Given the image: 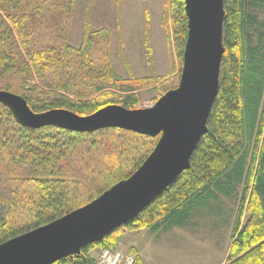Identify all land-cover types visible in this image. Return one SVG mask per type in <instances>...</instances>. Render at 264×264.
Returning a JSON list of instances; mask_svg holds the SVG:
<instances>
[{"label": "trees", "instance_id": "16d2710c", "mask_svg": "<svg viewBox=\"0 0 264 264\" xmlns=\"http://www.w3.org/2000/svg\"><path fill=\"white\" fill-rule=\"evenodd\" d=\"M75 1L0 0V89L23 96L35 112L66 108L89 115L109 104L134 109L137 101L132 96L104 91L108 85L123 88L107 59L96 60L89 47L82 53L64 37ZM179 3L185 41L188 18L184 0ZM224 8L220 89L191 167L135 219L85 246L79 255L53 264H93L91 251L116 249L122 228L158 230L162 224L182 223L197 203L216 199L219 190L231 194L240 183L244 188L226 264H264V0H224ZM0 107L13 134L4 131L0 149V157L7 158L0 186L12 194V211L0 223V244L89 203L129 177L147 157L138 161V149L126 147L135 156L133 164L99 189L94 184L103 183L104 160L109 159V167L122 155L115 135L91 143L85 138L98 132L32 129L17 123L7 106ZM110 150L115 153L109 155ZM11 181L21 184L15 187ZM135 264H141L138 256Z\"/></svg>", "mask_w": 264, "mask_h": 264}, {"label": "water", "instance_id": "95a60500", "mask_svg": "<svg viewBox=\"0 0 264 264\" xmlns=\"http://www.w3.org/2000/svg\"><path fill=\"white\" fill-rule=\"evenodd\" d=\"M188 32L179 84L149 108L109 104L89 115L66 108L35 112L27 100L0 89V103L17 123L39 129L56 126L75 132L119 128L158 136L139 168L89 203L0 244V264H53L79 255L141 211L191 167V157L208 130L220 89L225 52L224 0H184Z\"/></svg>", "mask_w": 264, "mask_h": 264}, {"label": "rangeland", "instance_id": "374dc122", "mask_svg": "<svg viewBox=\"0 0 264 264\" xmlns=\"http://www.w3.org/2000/svg\"><path fill=\"white\" fill-rule=\"evenodd\" d=\"M176 1L177 3L174 0H76L74 13L67 28L68 33L64 37L69 45L82 50V53L89 47L88 52L96 60L107 59L109 67L113 69L123 88L108 85L104 91L117 92L121 97L132 96L137 101L134 109L149 108L154 106L163 94L179 84L186 40L184 41L182 33L181 3ZM257 35L258 32L254 31V43L257 42ZM104 91L98 92L94 97ZM1 109L2 107L0 149L3 148L1 143L4 131L10 132ZM128 131L105 128L95 131L98 133L94 138H85V141L94 143L115 135L114 144L118 152H122L121 157L109 167V159L104 160L103 168L107 169V172L101 177L103 183L94 184L99 189L114 183L115 174L133 164L135 156L127 153L126 147L138 149L136 160L139 161L148 157L159 140V135L139 136L134 134L136 132ZM9 135L13 136L11 132ZM113 153L115 151H109V155ZM5 159L7 158L0 157V169L3 163H6ZM11 183L15 187L21 184L17 181ZM243 188L244 183H240L231 194L219 190L216 199L197 203L194 209H189L182 225L169 228L172 230L168 233L163 231L166 229L165 224L157 230L159 232H152L151 227L134 230L124 227L121 229L123 235L116 249L125 254H136L138 250L132 243H142L144 236L155 234L159 243H165L159 250L162 255L159 259L164 260L163 262L169 261L167 264H207L208 261L210 264H226ZM11 199L10 191L1 189L0 186V223L1 219L12 211ZM246 218L247 213L244 220ZM157 233H160V237ZM100 250L101 247H95L91 256L95 258ZM128 250L133 254L126 253ZM141 264L144 262L141 261Z\"/></svg>", "mask_w": 264, "mask_h": 264}, {"label": "crops", "instance_id": "0c3cea01", "mask_svg": "<svg viewBox=\"0 0 264 264\" xmlns=\"http://www.w3.org/2000/svg\"><path fill=\"white\" fill-rule=\"evenodd\" d=\"M182 223H174L173 222V223L165 224L166 229L164 228L163 231L164 232L167 231L165 233H168V231L170 232L172 230V229H169V228L182 225ZM151 231L152 232H159L157 230L156 231L151 230ZM157 234L160 237V233H157ZM152 235H154L156 237L155 234H152ZM152 235L144 236L145 239H144V241L142 243L141 242H137V243L133 242L132 243L134 248H136L138 250V252L136 253L138 255L133 254L130 250H128L126 253H131L134 256H138L141 259V261L144 262V264H160V263L167 264L169 261L168 262H163L164 260L160 261V259H159L162 256L161 254H159V250H160V248H162V244L165 245V243H161V242L159 243V241L157 240V237L155 238ZM100 251L97 252V256L95 258H97L99 256ZM209 262L210 261H208L206 263L210 264Z\"/></svg>", "mask_w": 264, "mask_h": 264}, {"label": "built area", "instance_id": "2783aa9c", "mask_svg": "<svg viewBox=\"0 0 264 264\" xmlns=\"http://www.w3.org/2000/svg\"><path fill=\"white\" fill-rule=\"evenodd\" d=\"M93 264H135V257L119 249L104 248Z\"/></svg>", "mask_w": 264, "mask_h": 264}]
</instances>
